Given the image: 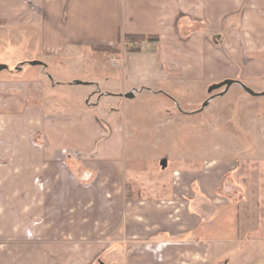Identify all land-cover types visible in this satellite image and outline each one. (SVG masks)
Segmentation results:
<instances>
[{"label": "crops", "instance_id": "1", "mask_svg": "<svg viewBox=\"0 0 264 264\" xmlns=\"http://www.w3.org/2000/svg\"><path fill=\"white\" fill-rule=\"evenodd\" d=\"M11 26L33 31L39 43L47 34L50 49L73 46L76 54L81 44L121 55L124 45L153 46L155 74L175 87L235 69L264 73V0H0V30ZM126 35L158 42L131 44ZM106 58L122 64L121 56ZM120 68L139 71L124 60ZM49 76L34 83L33 105L0 83V264H212V251L234 244L239 208L219 203L214 174L174 170L172 182L142 189L127 182L117 114L101 99L81 102L76 115L56 114L43 89L72 87V79ZM133 84L167 91L150 80Z\"/></svg>", "mask_w": 264, "mask_h": 264}, {"label": "rangeland", "instance_id": "2", "mask_svg": "<svg viewBox=\"0 0 264 264\" xmlns=\"http://www.w3.org/2000/svg\"><path fill=\"white\" fill-rule=\"evenodd\" d=\"M39 16L45 21L49 12L43 11ZM45 35L42 39L46 42L39 43L33 31L18 26L0 30V64L9 67L0 73L6 95H19L33 105L34 83L47 82L50 74L61 71L63 78L72 79L73 86L64 89L58 86L51 93L44 87L47 97L43 101L52 95L53 110L65 116L76 115L81 102L92 99L95 104L104 100L108 113L117 114L127 182L136 180L142 189L147 183L164 179L172 182L174 178L170 175L174 170L196 168L202 175H212V180L216 177L213 181L218 184L215 197L219 203L237 204L241 219L239 237L234 244L216 253L212 251L215 258L210 263L264 264V96H251L239 84L222 96L219 94L225 87L208 91L212 85L238 80L262 93L264 73L259 77L235 69L232 74H218L209 79L196 76L175 87L155 74L158 59L153 46L133 51L131 46L124 45V54H111L121 56L122 64L113 67L106 58L108 53H94L83 44L75 46L77 54L73 46L66 51L64 45L50 49L49 35ZM35 60L47 64V70L29 64ZM123 60L124 64L138 65L139 71L121 72ZM107 79L110 81L105 83ZM139 79L154 82L156 88L162 85L167 91L142 89L133 84ZM97 80L102 83L100 89L94 88ZM76 83L85 86L74 87ZM132 92L133 99L124 96ZM44 104L49 106L47 102ZM82 105L87 108V104ZM26 256L32 260V252Z\"/></svg>", "mask_w": 264, "mask_h": 264}, {"label": "water", "instance_id": "3", "mask_svg": "<svg viewBox=\"0 0 264 264\" xmlns=\"http://www.w3.org/2000/svg\"><path fill=\"white\" fill-rule=\"evenodd\" d=\"M30 65L32 66H41V65H44L42 62H39V61H32V62H29ZM9 67L5 64H0V73L2 71H5V70H8ZM234 84H239L242 86V88L251 96H264V91L262 93H257L255 91H253L252 89H250L249 87H247L246 85H244L243 83L239 82V81H236V80H226L220 84H216V85H212L208 91L209 93H212L213 91H216V90H219L223 87H225V90L223 93H220L219 96H222V95H225L228 90L234 85ZM126 98L128 99H133L134 98V93H127L126 95H124ZM209 104V101L204 103L203 105V108H205L207 105Z\"/></svg>", "mask_w": 264, "mask_h": 264}, {"label": "trees", "instance_id": "4", "mask_svg": "<svg viewBox=\"0 0 264 264\" xmlns=\"http://www.w3.org/2000/svg\"><path fill=\"white\" fill-rule=\"evenodd\" d=\"M211 39L214 40V36H210ZM125 40L127 43L135 44V43H156L158 42V37L156 36H146V35H126ZM94 53H108L113 55H120L121 50L118 48H113L109 46H94L90 49ZM130 187H127V190H129Z\"/></svg>", "mask_w": 264, "mask_h": 264}]
</instances>
